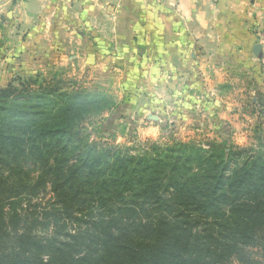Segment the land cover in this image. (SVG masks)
<instances>
[{"label": "trees", "instance_id": "16d2710c", "mask_svg": "<svg viewBox=\"0 0 264 264\" xmlns=\"http://www.w3.org/2000/svg\"><path fill=\"white\" fill-rule=\"evenodd\" d=\"M17 80L0 90V264H264V152L230 176L214 152L186 177L158 163L141 180L136 157L34 116Z\"/></svg>", "mask_w": 264, "mask_h": 264}, {"label": "rangeland", "instance_id": "374dc122", "mask_svg": "<svg viewBox=\"0 0 264 264\" xmlns=\"http://www.w3.org/2000/svg\"><path fill=\"white\" fill-rule=\"evenodd\" d=\"M247 27L252 36H221L200 73L180 82L138 73L132 54L117 55L112 36H0V90L28 79L34 116L109 151L110 160L136 157L141 180L158 163L166 165L160 178L186 177L209 167L204 160L214 152L230 176L264 152L263 7Z\"/></svg>", "mask_w": 264, "mask_h": 264}, {"label": "crops", "instance_id": "0c3cea01", "mask_svg": "<svg viewBox=\"0 0 264 264\" xmlns=\"http://www.w3.org/2000/svg\"><path fill=\"white\" fill-rule=\"evenodd\" d=\"M258 6L264 0H0V36H112L138 73L180 82L200 73L221 36H252Z\"/></svg>", "mask_w": 264, "mask_h": 264}]
</instances>
